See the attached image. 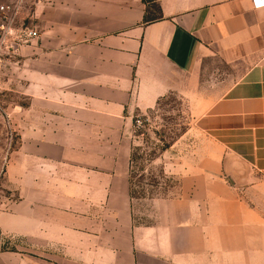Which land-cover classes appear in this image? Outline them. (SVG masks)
Returning <instances> with one entry per match:
<instances>
[{
    "label": "crops",
    "instance_id": "crops-1",
    "mask_svg": "<svg viewBox=\"0 0 264 264\" xmlns=\"http://www.w3.org/2000/svg\"><path fill=\"white\" fill-rule=\"evenodd\" d=\"M154 3L161 18L146 22L144 0H34L44 25L28 49L30 87L44 95L29 111L28 229L44 264H264V211L182 207L146 224L127 211L134 115L180 90L181 77L220 89L196 90L195 127L208 147L204 178L180 183L182 203L212 191L206 175L264 181V9ZM212 63L232 74L203 81Z\"/></svg>",
    "mask_w": 264,
    "mask_h": 264
},
{
    "label": "rangeland",
    "instance_id": "rangeland-1",
    "mask_svg": "<svg viewBox=\"0 0 264 264\" xmlns=\"http://www.w3.org/2000/svg\"><path fill=\"white\" fill-rule=\"evenodd\" d=\"M145 1H153L147 9L152 16L156 15L157 5L154 2L157 0ZM32 5L34 0H26L13 27L7 29L11 34L0 37V264H44L45 256L44 248L38 245L39 240L36 239V245L35 238L30 239L28 229L29 178L36 165L30 159L28 149L29 111L32 100L34 103L35 97L44 95V89L30 87V83H34L30 81V72L34 75L35 66L30 65L34 56L29 55L28 49L40 32L43 33L44 25V9H36ZM35 10H38L37 15ZM24 29L35 30L37 37L19 42V32ZM228 74L232 72L222 70L218 63H212L209 70L203 73L202 80L217 82L226 79ZM180 82V90L170 92L154 108L134 115L132 151L140 147V154L155 152L157 158L130 166V176L135 178L133 193L139 198L129 197L127 211H134L136 224L154 221L158 211L179 210L182 207H191L192 211H264V181L255 178V187L252 183L238 184L235 171L224 173L219 177L221 180H216L215 175H206V182L211 184L212 191L206 190L205 199L182 203L180 183L187 175L204 178L200 172L202 168L198 166L205 160V148L208 147L195 127L196 92L211 93L220 89L208 88L205 83L195 85L194 80L187 77H181ZM161 141L170 144L169 148L161 151ZM191 164L193 167L188 166ZM41 176L43 178V174ZM153 181L159 184L156 188H152ZM141 188L147 190L143 197L138 195ZM125 209L118 208V211ZM14 217L20 222V230L15 232L5 228Z\"/></svg>",
    "mask_w": 264,
    "mask_h": 264
},
{
    "label": "built area",
    "instance_id": "built-area-1",
    "mask_svg": "<svg viewBox=\"0 0 264 264\" xmlns=\"http://www.w3.org/2000/svg\"><path fill=\"white\" fill-rule=\"evenodd\" d=\"M26 0H0V37L5 34L10 35L7 29L13 27L12 24L19 15ZM255 9H264V0H252ZM37 37L35 30L24 29L19 32L18 41L27 42L29 39ZM18 42V43H19Z\"/></svg>",
    "mask_w": 264,
    "mask_h": 264
},
{
    "label": "trees",
    "instance_id": "trees-1",
    "mask_svg": "<svg viewBox=\"0 0 264 264\" xmlns=\"http://www.w3.org/2000/svg\"><path fill=\"white\" fill-rule=\"evenodd\" d=\"M144 2L147 4L149 3H152L153 1L151 2H146L144 0ZM149 13V10L147 9V14ZM161 17L159 15H157V11H156V15H151L150 13L148 14V16L146 17V22H155L157 20H159ZM162 142V148L161 147H158L161 148V151H164L166 149L169 148V145L168 143H166L165 141H161ZM140 151H141V148L138 147V148H135L133 151H132V154H131V157H130V166H133V165H137V163H139L140 161H154L157 156H155V152H152L150 154H140ZM140 178H144V177H140ZM162 178H164V175L162 173ZM134 177L133 176H130L129 178V189H130V196L131 198H139L136 196V194L133 193V181H134ZM138 183H141V180H138L137 181ZM152 185V188H156L157 185V182L156 181H153V184ZM140 188V187H139ZM147 194V190L144 188H141L140 192L138 193L139 196L143 197Z\"/></svg>",
    "mask_w": 264,
    "mask_h": 264
},
{
    "label": "water",
    "instance_id": "water-1",
    "mask_svg": "<svg viewBox=\"0 0 264 264\" xmlns=\"http://www.w3.org/2000/svg\"><path fill=\"white\" fill-rule=\"evenodd\" d=\"M229 179H230L231 182H233V179L231 177Z\"/></svg>",
    "mask_w": 264,
    "mask_h": 264
}]
</instances>
